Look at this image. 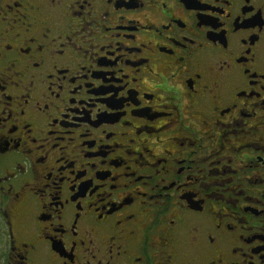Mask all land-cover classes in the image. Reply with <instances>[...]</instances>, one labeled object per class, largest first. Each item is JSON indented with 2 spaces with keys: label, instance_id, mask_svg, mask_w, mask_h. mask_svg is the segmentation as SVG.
I'll use <instances>...</instances> for the list:
<instances>
[{
  "label": "flooded vegetation",
  "instance_id": "flooded-vegetation-1",
  "mask_svg": "<svg viewBox=\"0 0 264 264\" xmlns=\"http://www.w3.org/2000/svg\"><path fill=\"white\" fill-rule=\"evenodd\" d=\"M0 247L264 264V0H0Z\"/></svg>",
  "mask_w": 264,
  "mask_h": 264
},
{
  "label": "snow or ice",
  "instance_id": "snow-or-ice-1",
  "mask_svg": "<svg viewBox=\"0 0 264 264\" xmlns=\"http://www.w3.org/2000/svg\"><path fill=\"white\" fill-rule=\"evenodd\" d=\"M197 231L196 227H193V233L195 234V232ZM195 238V236H193V239Z\"/></svg>",
  "mask_w": 264,
  "mask_h": 264
},
{
  "label": "rangeland",
  "instance_id": "rangeland-1",
  "mask_svg": "<svg viewBox=\"0 0 264 264\" xmlns=\"http://www.w3.org/2000/svg\"><path fill=\"white\" fill-rule=\"evenodd\" d=\"M0 249H1V247H0ZM0 252H1V250H0Z\"/></svg>",
  "mask_w": 264,
  "mask_h": 264
}]
</instances>
